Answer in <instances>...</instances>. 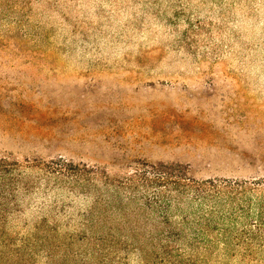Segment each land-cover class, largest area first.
<instances>
[{
    "label": "rangeland",
    "instance_id": "374dc122",
    "mask_svg": "<svg viewBox=\"0 0 264 264\" xmlns=\"http://www.w3.org/2000/svg\"><path fill=\"white\" fill-rule=\"evenodd\" d=\"M0 155L110 177L178 164L264 198V0H0ZM26 175L0 264H147L82 235L93 198Z\"/></svg>",
    "mask_w": 264,
    "mask_h": 264
},
{
    "label": "trees",
    "instance_id": "16d2710c",
    "mask_svg": "<svg viewBox=\"0 0 264 264\" xmlns=\"http://www.w3.org/2000/svg\"><path fill=\"white\" fill-rule=\"evenodd\" d=\"M30 164L0 155L1 250L7 249V222L20 207L18 194L34 189L26 170L44 168L48 185L54 181L93 198L84 237L91 233L88 239L115 248L138 246L147 264L153 253L162 255L158 264H199L220 250L246 257L264 252V198L253 197L246 183L196 180L178 164L142 162L118 177L61 160Z\"/></svg>",
    "mask_w": 264,
    "mask_h": 264
}]
</instances>
